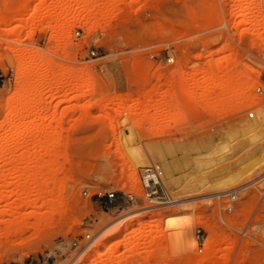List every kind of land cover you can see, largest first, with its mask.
Returning a JSON list of instances; mask_svg holds the SVG:
<instances>
[{
	"label": "rangeland",
	"instance_id": "1",
	"mask_svg": "<svg viewBox=\"0 0 264 264\" xmlns=\"http://www.w3.org/2000/svg\"><path fill=\"white\" fill-rule=\"evenodd\" d=\"M18 17L0 21V95L23 107L0 124V210L20 204L0 213V264H78L90 241L91 264H264V126L245 129L264 111V0H30ZM15 47L65 75L17 82ZM140 158L162 167L159 199L128 168ZM28 169L51 182L15 184ZM185 216L214 247H177Z\"/></svg>",
	"mask_w": 264,
	"mask_h": 264
},
{
	"label": "bare ground",
	"instance_id": "2",
	"mask_svg": "<svg viewBox=\"0 0 264 264\" xmlns=\"http://www.w3.org/2000/svg\"><path fill=\"white\" fill-rule=\"evenodd\" d=\"M29 3H30V0H9L8 1V4H12V5H14L13 7L11 6V7H9V5L7 6V7H5V13H4V15H1L0 14V21L1 22H9V21H11V20H14V19H17V18H19L18 17V14L21 12V10H24V9H26L27 7H28V5H29ZM92 8L94 7V6H91ZM91 8V9H92ZM62 11V10H61ZM247 11H248V7H244V9H243V12H242V15L244 16L246 13H247ZM59 12V11H58ZM55 14V13H54ZM54 14H51V15H49V16H51V18H54V20H56V18L57 19H59V17H63L64 18V15H62L63 13L61 12H59V13H56V15H54ZM56 17V18H55ZM63 18H61L60 20H64ZM85 19H87V18H85ZM27 21V20H26ZM25 21V22H26ZM87 21V20H86ZM85 20H84V22H86ZM65 22V21H64ZM63 22V23H64ZM83 22V23H84ZM62 23V24H63ZM24 24H26V23H24ZM23 24V25H24ZM67 24V23H66ZM64 25V24H63ZM17 26H19V25H17ZM20 27V26H19ZM22 27V26H21ZM20 27V28H21ZM62 27V26H61ZM19 28H17L16 26H14V27H11V28H9V30H8V33L10 34V35H15L16 33H17V30H18ZM10 52H11V54H12V57L14 58V60L16 61V63H17V66H18V76L16 77V81L17 82H26L27 83V81L29 82L30 80H32V82L34 83V86H35V84L36 85H39V83L41 84H43V82H49L52 78H56V79H59L57 76H58V74H64L65 73V69L64 68H56V66H52V64H51V60L48 58H46L45 56V58L43 59H40L41 58V56L38 54V52H36V53H34V54H29V52H27V50H25L24 48L23 49H20V48H17V47H15V48H11L10 49ZM35 52V51H34ZM42 56H43V54H41ZM28 59V60H27ZM0 61H1V58H0ZM65 75V74H64ZM50 79V80H49ZM61 79V78H60ZM56 81H58V80H56ZM55 80H54V82H56ZM60 82V81H59ZM29 83H31V82H29ZM21 84H23V83H21ZM25 84V83H24ZM41 84V85H42ZM54 85V84H53ZM36 87V86H35ZM34 87V88H35ZM43 87V86H42ZM33 90V89H32ZM17 92V91H16ZM21 93H22V91L19 93V90H18V93L16 94V93H11V94H9V96H7L6 97V99H2V97H1V95H0V110H4V112H5V114H4V117H3V119L0 121V124L1 125H3L2 123L3 122H5L6 120L8 121V125L10 126V128L11 129H13L14 128V126L16 125V120L18 119V118H20L21 116H23V113H22V109H23V107H17V105H14V106H12V103H13V101H18V99H20V96H21ZM25 93V92H24ZM21 100H22V98H21ZM133 102H134V100H132ZM135 101H137V100H135ZM12 102V103H11ZM14 102V103H15ZM119 102V101H118ZM132 102V103H133ZM18 103V102H17ZM124 103H126V102H124ZM124 103H123V105H124ZM131 103V104H132ZM131 104H128L127 103V105L126 106H131ZM122 107H124V106H122ZM262 109V108H261ZM8 118H9V120H8ZM262 126H264V111H259L258 113H257V116L256 117H254V118H252V119H250L249 121H248V123H247V127L245 128L246 130H248V131H251V130H253V129H256V128H259V127H262ZM244 130V129H243ZM245 131V130H244ZM246 132V131H245ZM3 138H2V136H1V140H2ZM61 140H56L54 143L52 142V146H58V145H61L62 143L60 142ZM3 142V141H2ZM1 143V142H0ZM5 144H6V142H4ZM3 144V143H2ZM226 143H224L223 145H220V147L222 146L223 148H224V145H225ZM239 145H238V147H243L244 145H246L247 144V141H245V140H241L239 143H238ZM8 145V144H7ZM6 145V146H7ZM10 145V144H9ZM2 146V145H1ZM10 146H8L7 148H9ZM219 147V148H220ZM222 147H221V149H222ZM226 147V146H225ZM245 147V146H244ZM4 148V147H3ZM252 151V150H251ZM140 154V153H139ZM143 158V157H142ZM142 158H140V159H136L135 160V162L133 163V164H128V168L131 170V171H135V167H136V165L137 166H139V165H142V164H144L143 162V159ZM262 160H264V155H262V158H261ZM32 170H34V169H32ZM28 172H29V169H28ZM27 172V175L26 176H23L22 178H19L18 180H15V184L17 183V184H24V183H27V184H29V185H31V184H34V183H36V182H43V183H48V181L49 182H51V179H49V177L51 176V175H49V176H47V175H44L43 173H39V175L38 176H35L36 175V170H35V172L34 171H32V172H29L28 173ZM33 172L35 173V175L33 174ZM133 175V174H132ZM52 178V177H51ZM54 178V177H53ZM10 181H12V180H10ZM6 181L4 180V183H5ZM9 182V181H8ZM7 183V182H6ZM8 184V183H7ZM10 184H12V183H10ZM15 186V185H14ZM19 186V185H18ZM18 186L16 185V187L18 188ZM20 186H22V185H20ZM21 188V187H20ZM19 188V189H20ZM230 188V187H229ZM13 189V188H12ZM14 189H15V187H14ZM222 189H224V188H222ZM22 190H24V191H22V194H27L29 191L26 189V191H25V189L23 188ZM228 189H224V190H222V191H220V192H225V191H227ZM10 192H13V191H10ZM28 199V198H27ZM36 200V198H32V199H29L28 201H25V202H27V204H29V206H31L32 204H35V201ZM171 201V200H170ZM18 202V201H17ZM14 203V205L12 204V205H9L8 207H7V209L6 210H0V213H2L3 211H5V212H8L9 214H11V215H14L16 212H17V210H18V208H20V204H18V203ZM26 205V204H25ZM24 206V205H23ZM22 206V207H23ZM28 206V205H27ZM28 206V207H29ZM33 206V205H32ZM146 206H149V203H146ZM178 216V215H177ZM177 216H174L176 219H177ZM42 218V217H41ZM45 218V217H44ZM140 217H135L134 219L135 220H137V221H139L140 219H139ZM171 218V217H170ZM178 219L179 220H173V219H171L170 220V222H168L170 225H172L173 226V230H174V232L172 233L173 235L172 236H174L175 237V239H176V242H177V247L179 248V249H181V251L182 252H184V253H187L191 248H193L194 246H200V245H203V246H207V247H209V250H210V248L211 247H214V246H212V245H214V241L215 240H213V239H215V238H213V239H201V237H199V235H193L192 234V230H193V228H192V226H193V224L194 223H196V222H199V223H203V225H205L206 223L204 222V221H202V220H199V218H198V216H193V217H190V216H185L182 220L178 217ZM3 220V219H2ZM6 220V219H5ZM40 220H46V219H40ZM12 221V220H11ZM169 221V220H168ZM7 222H8V220H7ZM10 222V221H9ZM41 222V221H40ZM43 222V221H42ZM11 223V222H10ZM130 222L129 221H126V222H124L114 233H113V235L115 234V233H120L122 230L123 231H125L126 230V228H127V226H128V224H129ZM140 224H141V222H139ZM41 224V223H40ZM169 225V226H170ZM168 226V225H167ZM206 227H207V229L208 228H210V226L209 225H205ZM172 230V231H173ZM210 230V229H209ZM137 233H139V230H136V231H134V234H137ZM168 235V234H167ZM174 237H173V239H174ZM167 242V241H166ZM92 243H93V241H90V243H88V245H87V247H85V249L81 252V253H79V255L78 256H82V258H81V260L79 261V263L78 264H91L94 260H96V258H99V255L97 254V248H98V243L97 244H95V245H93V246H91L92 245ZM213 249V253L212 254H214L215 252H218L217 250H220L221 248H218V249H216V250H214V248H212ZM211 249V250H212ZM210 253L212 252V251H209ZM209 253V255L208 254H206L207 256H210L211 254ZM206 255H204L201 259H202V261L204 262V261H207V260H209V257H207ZM78 258V257H77Z\"/></svg>",
	"mask_w": 264,
	"mask_h": 264
},
{
	"label": "built area",
	"instance_id": "3",
	"mask_svg": "<svg viewBox=\"0 0 264 264\" xmlns=\"http://www.w3.org/2000/svg\"><path fill=\"white\" fill-rule=\"evenodd\" d=\"M0 80L1 76H0ZM258 91H262L260 87L256 88ZM254 113L253 111L248 112V117H253ZM163 176V170L161 165L158 162H149L147 164H144L140 167L139 170V182L142 190V196L144 197H152L159 199L161 197V180ZM84 193H86V190H84ZM126 198L129 201H136L140 198L136 193L132 191H127L124 193ZM107 198L112 200L115 197V191L109 190L106 192ZM234 196H231V199H233ZM85 238H89V234H85ZM74 246L77 245V241L74 240L72 242ZM24 264H47L46 261L43 262H35V263H24Z\"/></svg>",
	"mask_w": 264,
	"mask_h": 264
}]
</instances>
